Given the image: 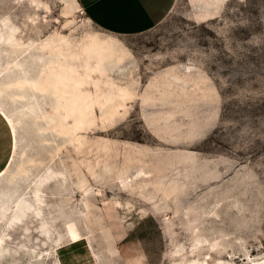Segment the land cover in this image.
<instances>
[{
    "label": "rangeland",
    "instance_id": "rangeland-1",
    "mask_svg": "<svg viewBox=\"0 0 264 264\" xmlns=\"http://www.w3.org/2000/svg\"><path fill=\"white\" fill-rule=\"evenodd\" d=\"M77 4L0 0V264H264V0Z\"/></svg>",
    "mask_w": 264,
    "mask_h": 264
},
{
    "label": "crops",
    "instance_id": "crops-1",
    "mask_svg": "<svg viewBox=\"0 0 264 264\" xmlns=\"http://www.w3.org/2000/svg\"><path fill=\"white\" fill-rule=\"evenodd\" d=\"M175 0H78L84 16L117 35L139 34L160 23Z\"/></svg>",
    "mask_w": 264,
    "mask_h": 264
},
{
    "label": "bare ground",
    "instance_id": "bare-ground-1",
    "mask_svg": "<svg viewBox=\"0 0 264 264\" xmlns=\"http://www.w3.org/2000/svg\"><path fill=\"white\" fill-rule=\"evenodd\" d=\"M75 2H76V1H75ZM77 2H78V0H77ZM71 5H72V4H71ZM77 5H79V3H78ZM75 8H76V7H75ZM78 8H79L78 10H80V9H81L80 5H79V7H78ZM78 10H77V11H78Z\"/></svg>",
    "mask_w": 264,
    "mask_h": 264
}]
</instances>
